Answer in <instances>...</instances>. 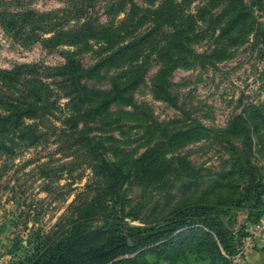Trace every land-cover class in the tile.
<instances>
[{"label": "rangeland", "instance_id": "1", "mask_svg": "<svg viewBox=\"0 0 264 264\" xmlns=\"http://www.w3.org/2000/svg\"><path fill=\"white\" fill-rule=\"evenodd\" d=\"M161 3L158 0L155 6ZM244 3L253 14L247 22L235 26L232 17H224L210 28L209 21L198 24L197 30L209 32L189 47L208 59L202 63L189 56L192 64L186 66L180 57V63L171 65L165 93H156L154 87L162 63H152L145 85L135 93L136 105H146L142 111L137 109L139 116L147 112L144 123H92L102 129L93 135L99 136L109 161L128 162L133 170L134 162L148 153V160L158 158L163 164L161 185L131 177L122 188L120 203L123 214H130L126 219L130 226H154L203 200L228 204L230 210L210 214L221 218L230 232L246 234L237 239L235 255L246 239L253 238V226L264 219L252 214H264V0ZM151 4L146 0H0V7L12 12H54L64 31L89 21L93 28L111 29L109 34L117 35L115 41L111 37L112 43L88 42L85 49L82 44L51 49L41 42L17 41L0 23V68L10 70L23 64L59 67L65 64V54L72 53L86 68L96 65L147 32L149 22L138 27L130 22H137L143 15L141 9H151ZM200 4L197 1L188 9L196 10ZM135 7L139 10L134 11ZM113 73L103 70L102 76L107 77L94 86L109 89ZM125 110L136 111L133 107ZM237 117L241 122H235ZM233 124L235 130H231ZM64 131L68 130H49L45 133L49 139L40 146L8 143L10 151H0V264H19L32 255L38 242L62 221L76 196L96 180L83 151L75 156L74 148L62 149ZM242 150L245 170L236 161ZM180 159L187 171L179 176L175 171ZM253 187L257 189L254 194ZM255 193H261L259 204L253 199ZM102 224L97 222L94 227ZM190 264L211 263L191 258Z\"/></svg>", "mask_w": 264, "mask_h": 264}, {"label": "trees", "instance_id": "2", "mask_svg": "<svg viewBox=\"0 0 264 264\" xmlns=\"http://www.w3.org/2000/svg\"><path fill=\"white\" fill-rule=\"evenodd\" d=\"M146 1L154 5L141 9L143 15L130 24L138 27L149 22L147 32L110 52L96 65L86 68L72 53L65 54V64L59 67L23 64L10 70L0 68V151H10L8 143L40 146L49 139L45 134L49 130H68L60 136L65 145L62 149L74 148L75 156L83 151L96 179L76 196L62 221L38 242L33 254L19 264H190L191 258L211 264L233 263L236 241L246 234L230 232L221 218L210 214L217 209L218 213L230 210L228 204L203 200L199 205L177 210L171 219L154 226H130L126 221L130 214H123L120 203L122 188L131 177L161 185L163 164L158 158L148 160V153L134 162L133 170L128 162L109 161L99 136L93 135L94 130L102 129L92 123H144L147 112L139 116L137 109L142 111L146 105H136L135 93L145 85L152 63H162L154 87L156 93H165L164 83L172 73V64L182 58L188 66L192 64L189 56L202 63L208 59L189 47L209 32L197 30L200 22L209 21L210 28L224 17H232L237 26L252 18V9L244 0H162L158 7V0ZM197 1L203 4L189 10ZM222 5L223 10L216 13ZM55 17L54 12H12L0 7L1 25L23 43L41 42L51 49L60 45L79 48L82 44L80 47L85 49L88 42L112 43L111 37L117 39L115 33L109 34L111 29L100 31L89 21L74 30H61L63 22ZM103 70L114 72L106 90L94 86L95 81L107 77L102 76ZM63 99L68 102L62 104ZM130 107L136 111L125 110ZM235 122H241V117ZM235 128L233 124L231 130ZM179 161L175 175L180 176L187 169ZM236 161L241 170L247 169L245 150L238 153ZM255 190L253 187V194ZM260 196L255 193L252 198L259 204ZM252 214L256 219L264 216L260 212ZM97 222L103 224L94 227Z\"/></svg>", "mask_w": 264, "mask_h": 264}, {"label": "crops", "instance_id": "3", "mask_svg": "<svg viewBox=\"0 0 264 264\" xmlns=\"http://www.w3.org/2000/svg\"><path fill=\"white\" fill-rule=\"evenodd\" d=\"M240 264H264V233L256 240L254 247L244 254Z\"/></svg>", "mask_w": 264, "mask_h": 264}, {"label": "built area", "instance_id": "4", "mask_svg": "<svg viewBox=\"0 0 264 264\" xmlns=\"http://www.w3.org/2000/svg\"><path fill=\"white\" fill-rule=\"evenodd\" d=\"M263 233H264V219L257 225L253 226V233H252L253 238L250 237L246 239L239 253L233 257V263H240L244 254L248 250L254 247L256 240H258L263 235Z\"/></svg>", "mask_w": 264, "mask_h": 264}]
</instances>
